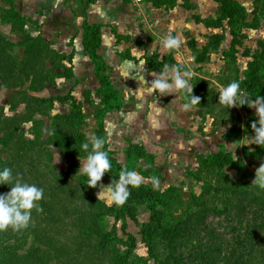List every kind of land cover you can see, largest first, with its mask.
<instances>
[{
  "label": "rangeland",
  "instance_id": "1",
  "mask_svg": "<svg viewBox=\"0 0 264 264\" xmlns=\"http://www.w3.org/2000/svg\"><path fill=\"white\" fill-rule=\"evenodd\" d=\"M94 1L98 5L88 17L87 0H0V138L13 137L6 148L0 145V165L12 164L15 179L43 189L38 202L42 211L31 210L27 228L6 229L4 244H19L21 256L34 251L30 256L37 264H114L115 259L170 264L173 257L181 264H264V189L252 183L264 165V145L253 143L255 109L217 106L222 88L236 78H248V63L263 52L264 0H235L250 26L241 30L234 58L228 51L232 37L226 22L209 29L195 21L215 19L219 10L214 0H177V4L163 0L159 7L151 0ZM130 15L132 30L123 21L120 24ZM84 19L102 27L97 53L104 68L98 75L109 79L119 99V110L102 119L101 134L96 112L102 94L95 65L83 48ZM169 34L181 41L179 49L164 47ZM214 34L223 37L220 48L208 61L197 62L196 55ZM171 53L181 72L193 73L189 86L193 89L194 79H200L216 109L185 107L183 89L149 91L165 70L150 71L146 59L160 60ZM256 79L264 84L263 60ZM257 95L264 96V90L247 94L250 100ZM65 96L80 103V114L71 110L70 101H56ZM37 100L45 102L37 106ZM220 108L226 115L219 120ZM67 116L75 120L74 126L66 122ZM229 120L233 122L224 123ZM34 133L39 140L28 146L24 141L33 140ZM98 136L104 140L101 150L117 168L136 171L140 185L171 197L164 201L167 207L157 205V210L162 229L173 234L172 242L150 221L147 205L135 208L139 226H154L157 262L148 255L140 227L129 219L125 234L134 237L135 246L127 256L130 245L121 229L123 222L115 225L108 213L115 203H109L106 195L97 197L102 185L118 179L104 174L91 188L78 169ZM63 142L80 148L81 158H76L69 174ZM83 143H89L87 151ZM219 143L231 153L233 164L216 176L199 173L197 156L217 152ZM10 187L5 185L0 193ZM228 187L238 191L224 192Z\"/></svg>",
  "mask_w": 264,
  "mask_h": 264
},
{
  "label": "trees",
  "instance_id": "2",
  "mask_svg": "<svg viewBox=\"0 0 264 264\" xmlns=\"http://www.w3.org/2000/svg\"><path fill=\"white\" fill-rule=\"evenodd\" d=\"M163 0H151L154 7H159L162 5ZM173 0L172 4H175ZM214 2L217 4L219 14L216 15L214 18H207L205 20H200L199 18H195L196 22L202 23L206 28H214L219 29L222 27L223 22H226L228 25L230 36L232 37L229 50L234 58V54L236 53V47L241 46L239 43L240 38H242L241 30L243 28H246L250 26L246 23V13L242 5H240L235 0H214ZM92 3V0H87V6ZM164 5V4H163ZM101 26L98 25H90L87 21V19H84L83 22V48L87 56L91 59V61L95 65V74L97 75L98 84L100 86V91L102 94V101L99 109H97L96 112V120L98 124V132L101 134V130L103 129L102 119L110 112L119 110V99L117 93L114 91L113 86L108 78L99 76V72L104 68L103 64H101L100 57L98 55V50L100 49V31ZM223 42V37L214 34L209 37L208 43L203 47L201 53L199 55H196V61L199 63L208 61V57L210 54H212L214 51H217L221 44ZM191 46V45H190ZM262 47L264 48V43L262 44ZM228 51H224V55H228ZM245 56H249L248 52H245ZM261 56L254 58L252 62H249L247 65V72L246 76L248 78H243V80H238L237 78L234 81H238L240 84V89H244L247 94L254 95L260 93L262 90H264V84L259 85L258 81L256 79V73L262 66V60L264 61V49L263 52L260 54ZM133 60V59H132ZM234 61V60H233ZM100 63V64H97ZM146 63L148 65V68L152 72L162 73L165 70V65H176L175 60L173 58V53L167 56H163L160 58V60H149V58L146 59ZM71 76V73L68 75V77ZM209 90L203 86L200 79H194L193 83V89H192V95L198 96L200 98L199 103L193 104L191 101V94L186 92L185 90L180 92L181 101L182 104L188 105L187 108L190 109H205L206 111H213L217 108L219 105L218 99H217V106L215 104V100L211 101L207 99V96L209 95ZM51 100L50 102H52ZM56 101L60 104L65 103H71V110H76L80 114V103L74 101L69 96L65 97H58L56 98ZM206 101V103L204 102ZM45 102L44 100H37V106ZM84 103L90 104V102L85 99ZM213 103V104H211ZM212 105V106H211ZM223 108H220L218 111V119H224L226 112L225 110H222ZM58 119V118H57ZM68 121H66L68 124L74 126L75 120L70 119L69 116L66 117ZM233 121H224V123L231 124ZM34 139L30 141H24L25 144L29 145H35L36 142L39 140L38 134L34 133ZM97 138H100L98 136ZM12 136H6L0 138V145L3 148H6L13 140ZM225 139V138H224ZM51 143V142H49ZM66 142H63L62 144V151L64 155L67 158L68 163H70V166L68 168L67 174H69L76 166L75 161L76 158H81L80 156V148L79 147H72L69 148V146H66ZM109 160L111 162V169L108 173H105V175L109 178L119 179L120 173L122 172L119 168L115 166L114 160L111 159V157L108 155ZM197 171L199 173H211L212 175L216 176V173L221 172L223 169H225L228 166H231L233 164V157L231 153H227L225 149L220 145V149L212 154L209 155H199L197 156ZM200 158V159H199ZM1 169L4 167H8L11 169L12 164L4 163L0 165ZM197 181H201V178L199 176H196ZM129 190V196L126 200V202L123 205H117L116 203L108 209V213L114 217L115 225H117L118 222H123L122 224V231H124V235L127 237V240L130 245V249L127 252V256L132 254L133 248L135 246V239L134 237L130 236L129 234H125V220L129 219L132 222H134L137 226H139L136 216H135V208L138 205H147V207L150 210V221L153 223V225L159 229H161L162 233L164 234V239L168 240L169 242L173 241L172 233L168 232L164 229H162V219L159 214V210H157V205H161L162 207H167L166 203L167 199H170L171 197L167 196V193H164L163 195L153 193L151 190L147 189L143 185L138 186H132L128 185ZM5 185H0V192L5 191L6 189ZM224 192L233 191L237 192L238 190L233 189L231 190L230 187L225 188L223 190ZM165 201V202H164ZM154 226H139L140 227V235L142 237V241L145 244V247L147 249L148 255H150V258L154 259L157 262L156 255L154 252V248L152 246V236H153V227ZM6 231L0 230V264H37L36 258H32L30 256L31 253H33L31 250L27 251V253L23 256L19 254L17 251L20 246L19 244H4L3 238L5 237ZM103 247L106 248L107 245L103 244ZM35 253V252H34ZM114 264H127L126 259H123L120 261V259H115ZM170 264H181L178 259L175 257L172 258V261Z\"/></svg>",
  "mask_w": 264,
  "mask_h": 264
},
{
  "label": "clouds",
  "instance_id": "3",
  "mask_svg": "<svg viewBox=\"0 0 264 264\" xmlns=\"http://www.w3.org/2000/svg\"><path fill=\"white\" fill-rule=\"evenodd\" d=\"M167 49L177 50L180 48L181 41L169 34L163 41ZM194 59V57L192 58ZM165 74L154 80L149 91L159 93H174L176 90L183 89L191 94L193 104L199 103L200 98L192 95V87L189 86V79L193 73L189 71L181 72L177 65H165ZM218 102L226 109L247 105L255 109L256 120L251 122L253 130V143L257 146L264 145V96L257 95L255 99H249L246 93L240 89L238 81H233L223 87L218 96ZM188 107V105H185ZM104 140L94 138L91 141L92 150L88 152L85 162L78 168L82 175L87 177V186L96 188L105 173L111 169V162L107 153L102 149ZM82 149L88 150L89 143H83ZM59 155L56 154L55 161L58 162ZM141 182L140 174L136 171H122L119 179L107 186H101L102 190L98 196L106 195L109 203L123 205L128 196V185L138 186ZM252 183H256L264 189V165H261L255 172ZM0 185H11L6 193H0V230L9 227L20 230L28 227L31 210L39 208L38 202L43 197V189L34 184H27L19 179H15L12 170L4 167L0 170Z\"/></svg>",
  "mask_w": 264,
  "mask_h": 264
},
{
  "label": "crops",
  "instance_id": "4",
  "mask_svg": "<svg viewBox=\"0 0 264 264\" xmlns=\"http://www.w3.org/2000/svg\"><path fill=\"white\" fill-rule=\"evenodd\" d=\"M102 4H106V2L105 3H102ZM150 4V3H149ZM176 4H177V0H176ZM98 5V2L97 1H94L93 2V0H92V3L89 5V7H88V9L86 10L87 11V16L88 17H90L91 15H92V13H93V11H94V8L96 7ZM109 7H110V5H108ZM123 6H128V4L126 3V4H124L123 3ZM153 8V7H152ZM174 10H176V8L174 9ZM132 20H134V18H133V16H127V17H125V18H121L120 19V24H121V21H123L124 22V26L125 25H127V29L128 30H132L133 29V23H132ZM88 21V20H87ZM108 25H110V24H108ZM204 27V26H203ZM122 30V29H121ZM217 139V141H218V138H216ZM218 143V142H217ZM219 145H223L222 143H219Z\"/></svg>",
  "mask_w": 264,
  "mask_h": 264
},
{
  "label": "built area",
  "instance_id": "5",
  "mask_svg": "<svg viewBox=\"0 0 264 264\" xmlns=\"http://www.w3.org/2000/svg\"><path fill=\"white\" fill-rule=\"evenodd\" d=\"M133 1H134V3L138 4V3H140L142 0H133Z\"/></svg>",
  "mask_w": 264,
  "mask_h": 264
}]
</instances>
